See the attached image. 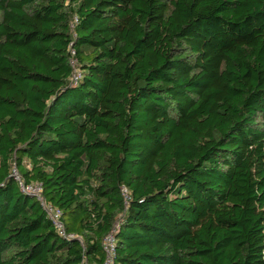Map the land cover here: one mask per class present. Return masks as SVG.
<instances>
[{"label":"trees","instance_id":"trees-1","mask_svg":"<svg viewBox=\"0 0 264 264\" xmlns=\"http://www.w3.org/2000/svg\"><path fill=\"white\" fill-rule=\"evenodd\" d=\"M110 234L112 264H264V0H0V264Z\"/></svg>","mask_w":264,"mask_h":264},{"label":"built area","instance_id":"built-area-1","mask_svg":"<svg viewBox=\"0 0 264 264\" xmlns=\"http://www.w3.org/2000/svg\"><path fill=\"white\" fill-rule=\"evenodd\" d=\"M77 22V17L74 16L73 17V21H72V28L74 26V24ZM70 65L71 67L73 68V74H72V78L73 79H77L78 76H79V72L76 68V63L75 61L71 60L70 61ZM27 190L31 191L32 193H34L35 195L39 196V200H40V203L41 205L44 207V209L46 210L49 218L52 220V222L54 223V225L60 229L61 231V234H63V227H62V224L60 222V212L47 205L44 201V199L42 197H40V193H36V192H33L32 190V187H28ZM121 192H122V195H123V198L124 200H128L129 198V195H128V192H127V189L125 187H122L121 188ZM115 227H118L117 224ZM102 248H103V251L105 253V260L103 263L101 264H112V261H113V256H114V237L112 234L106 236L102 242Z\"/></svg>","mask_w":264,"mask_h":264},{"label":"rangeland","instance_id":"rangeland-1","mask_svg":"<svg viewBox=\"0 0 264 264\" xmlns=\"http://www.w3.org/2000/svg\"><path fill=\"white\" fill-rule=\"evenodd\" d=\"M13 175L16 177L17 176V174L13 171ZM32 190H33V192H36V193H40V188L37 186V185H34L33 187H32ZM121 217H122V215H119L118 216V221L117 222H119V220L121 219Z\"/></svg>","mask_w":264,"mask_h":264}]
</instances>
